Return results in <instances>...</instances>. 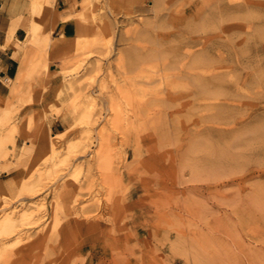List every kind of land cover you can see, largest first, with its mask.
<instances>
[{
  "label": "rangeland",
  "instance_id": "obj_1",
  "mask_svg": "<svg viewBox=\"0 0 264 264\" xmlns=\"http://www.w3.org/2000/svg\"><path fill=\"white\" fill-rule=\"evenodd\" d=\"M77 6L0 92V264H264V0Z\"/></svg>",
  "mask_w": 264,
  "mask_h": 264
},
{
  "label": "crops",
  "instance_id": "obj_2",
  "mask_svg": "<svg viewBox=\"0 0 264 264\" xmlns=\"http://www.w3.org/2000/svg\"><path fill=\"white\" fill-rule=\"evenodd\" d=\"M15 1L16 0H0V10H3L4 5L10 7ZM32 2L33 0H31L30 3V11ZM81 2L82 0H58L59 9L56 7L55 0L54 10L51 16L48 17L42 25L41 35L38 39L36 38V41L28 45L27 49H25L22 44H19L18 50H16L15 47L12 46V41L15 39L18 42H25L29 37V32L25 27L19 24V21H16V19L12 20L7 13L0 12V78L3 79L4 83L8 86V91L1 93H19L30 73V65L34 64L35 61L37 63L38 57H40L41 54H51L53 52L52 46L47 45L52 27L56 28L55 33L57 35L53 36V39H58L62 33L71 34L76 32V23L74 21L65 20L70 18L72 14L79 9L77 3ZM30 28L31 26H29L28 30ZM57 69L56 65H52L50 67V72H56ZM40 70L41 68L39 67L38 71L40 72ZM56 79L58 83L55 86L59 85L61 82L60 77H56ZM54 84L53 82L52 85ZM28 119L29 118H25V121ZM62 127H64V123L60 118L56 117V115H53L49 131L52 134L61 133L64 132L60 129ZM22 142V139H18V143Z\"/></svg>",
  "mask_w": 264,
  "mask_h": 264
},
{
  "label": "bare ground",
  "instance_id": "obj_3",
  "mask_svg": "<svg viewBox=\"0 0 264 264\" xmlns=\"http://www.w3.org/2000/svg\"><path fill=\"white\" fill-rule=\"evenodd\" d=\"M97 2V0H82L80 3L82 9L83 16L88 15L93 13L94 5ZM13 32V31H12ZM29 32V37L25 42H18L15 39L12 41V46L15 47L16 50H18L19 44H22L25 49H27L28 45L32 44L34 41H36V28H30L28 30ZM65 35L69 36L71 34H66ZM55 40V39H54ZM8 86L6 83H4V80L0 78V92H7ZM51 137H53L55 140L56 139H63L65 137V132L57 133V134H51ZM56 142L53 141L52 145L56 146ZM74 148V147H73ZM72 146L70 148V151L73 150ZM25 215V214H23ZM15 228V218L12 217L10 214H8L4 220L0 222V235L4 234H10L14 232Z\"/></svg>",
  "mask_w": 264,
  "mask_h": 264
}]
</instances>
